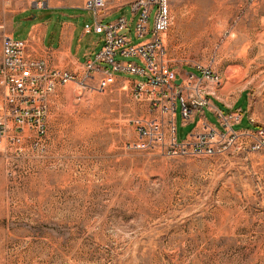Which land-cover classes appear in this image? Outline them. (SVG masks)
I'll use <instances>...</instances> for the list:
<instances>
[{"label":"rangeland","instance_id":"rangeland-1","mask_svg":"<svg viewBox=\"0 0 264 264\" xmlns=\"http://www.w3.org/2000/svg\"><path fill=\"white\" fill-rule=\"evenodd\" d=\"M170 3L168 64L210 67L221 77L214 95L248 92L250 114L264 126V0ZM23 8L28 0H0V45ZM119 16L132 43L141 40L130 6L105 22ZM123 59L137 61L114 56ZM129 76L142 79L116 76L105 91L90 87V77L87 85H58L39 148L17 153L0 143V264H264V152L160 153L154 130L141 137L132 123L155 114L134 97ZM237 107L245 114L233 128L252 125L246 93ZM205 116L218 125L213 113ZM195 125L178 104L177 140Z\"/></svg>","mask_w":264,"mask_h":264},{"label":"built area","instance_id":"built-area-1","mask_svg":"<svg viewBox=\"0 0 264 264\" xmlns=\"http://www.w3.org/2000/svg\"><path fill=\"white\" fill-rule=\"evenodd\" d=\"M49 0H28L29 8H43ZM171 0H83L82 7L94 18V30L104 34V44L96 61L86 64L82 76L68 70L53 68L42 58L31 55L26 39L2 35L0 56V143H7L17 153L34 151L47 136L48 97L60 84L75 82L105 91L119 73L138 75L133 79V95L148 103L152 118H136L132 123L143 137L153 129L152 147L168 156H220L237 151L264 152V126L235 130L243 112L236 109L222 112L209 102L214 86L221 77L210 67L197 64L196 71H176L168 64L165 35L171 24ZM253 2L254 0H250ZM130 6L136 14L135 36L132 43L125 16L101 23V18L114 8ZM152 16V25L150 18ZM150 33L149 37H145ZM136 57L138 61L114 60L115 54ZM96 62L110 67H97ZM94 74H99L96 79ZM184 122L191 121L195 112L208 109L218 121L215 125L204 119L183 141L177 140V105ZM202 116H204L202 114ZM168 133L166 134V126Z\"/></svg>","mask_w":264,"mask_h":264},{"label":"crops","instance_id":"crops-1","mask_svg":"<svg viewBox=\"0 0 264 264\" xmlns=\"http://www.w3.org/2000/svg\"><path fill=\"white\" fill-rule=\"evenodd\" d=\"M123 7L112 9L109 15L100 19L101 23H106V18L122 10ZM116 18L118 17H115V19ZM93 25L94 18L89 11L82 7V2L79 4H72L69 0H52L43 8L28 7L16 11L10 18L5 34L11 36L13 39L28 40L29 53L37 58L44 59L49 66L68 70L82 76L86 73V64L96 61V55L100 52L104 44L105 38L103 33H96L94 30L90 32L85 31L88 27L93 28ZM96 66L106 67V64L96 62ZM175 70L180 72L186 69L182 68L181 70ZM117 76L124 77L127 75L117 74ZM129 77L132 80L134 79L131 76ZM244 93H246L247 97V118L252 124L246 128L255 129L259 126H263V124H260L261 122L250 114L251 99L248 92L242 91L232 100H223L216 95H209L208 98L211 104L222 112L228 113L236 109L242 110L241 107L237 106L239 98ZM215 101L221 103L223 108L216 105ZM206 110L208 109H204L203 112H195L190 122L196 121L197 125L198 122L204 119L203 117L207 120L205 116ZM242 112L243 115L240 122L245 114L243 110ZM202 114L204 116H202ZM188 135L183 140H185Z\"/></svg>","mask_w":264,"mask_h":264}]
</instances>
